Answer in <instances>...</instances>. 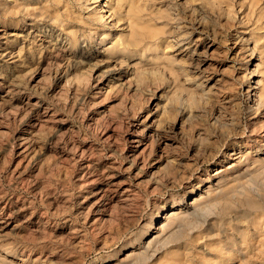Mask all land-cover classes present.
<instances>
[{
    "label": "rangeland",
    "instance_id": "1",
    "mask_svg": "<svg viewBox=\"0 0 264 264\" xmlns=\"http://www.w3.org/2000/svg\"><path fill=\"white\" fill-rule=\"evenodd\" d=\"M2 50L0 264H264V0H0Z\"/></svg>",
    "mask_w": 264,
    "mask_h": 264
},
{
    "label": "bare ground",
    "instance_id": "2",
    "mask_svg": "<svg viewBox=\"0 0 264 264\" xmlns=\"http://www.w3.org/2000/svg\"><path fill=\"white\" fill-rule=\"evenodd\" d=\"M110 1V0H109ZM130 11H128V13H129ZM133 13V12H132ZM130 14V13H129ZM128 14V15H129ZM134 15V16H133ZM133 15L131 16V14L129 15L130 17H128V20H129V23H128V25H129V28H131V34H133L131 37H133L134 35H137L138 33H142L143 31H145V30H142V29H147L146 28V26L148 25V24H146L145 25V27H144V20H143V24H142V21L140 22V20H141V18H139L138 17V14L135 12V13H133ZM111 17V15L108 17V18H110ZM101 18H104V15L101 17ZM129 18H131V19H129ZM139 18V19H138ZM148 28H149V25H148ZM138 31H140V32H138ZM140 35V34H139ZM135 37V36H134ZM1 57H3V59L4 60H6V61H11L12 59H13V57L11 56V54L6 50V51H4V50H2L1 51V55H0ZM91 71V69H89V72ZM86 76H84V78H85ZM73 81L71 80V82L70 83H72ZM258 85V84H257ZM256 87H253L252 88V90L250 91V93H253L254 91V93L252 94V96H255V97H260L262 94H264V90H263V92H256ZM249 93V94H250ZM7 115L8 116H10V115H14V113H13V111L12 110H9V111H7ZM262 118H264V117H262ZM264 121V120H263ZM3 126V124L1 125V127ZM41 128L42 127H40V129H38L37 131H39V130H41ZM256 129V130H255ZM257 127L256 128H254V127H251V128H249L248 130H246L245 132H244V134L246 135L247 134V136H249V137H251V138H253L256 134H258V131H259V129H258V131H257ZM261 132L263 133L262 135H264V126H261ZM259 134H261V133H259ZM253 136V137H252ZM258 136V135H257ZM256 136V137H257ZM260 136V135H259ZM244 135H242V136H239V137H237V138H239V140H237L236 141V143L234 144V146H236V147H231V149H229L228 151H232V153L230 154L231 156H235L236 155V153H235V151L237 150V146H238V148H243L242 146H244L243 145V142H244ZM263 137V136H262ZM256 139H258V137L256 138ZM260 140V139H259ZM262 140V139H261ZM260 140V141H261ZM264 140V139H263ZM132 142H133V145H139L138 143H139V140L138 139H136V138H133L132 139ZM18 145L20 146V153L22 154V156H23V158H24V162L25 163H27V162H29L30 161V159L32 158V156H33V152H31L29 149H30V142H29V140H28V138L27 137H25V136H19L18 137ZM246 146H248L247 144H246ZM245 146V147H246ZM244 149V148H243ZM71 150L72 151H75V148L74 147H72L71 148ZM78 151H76V153H77ZM78 153H81L80 151L78 152ZM228 154V155H229ZM78 155V154H77ZM236 159V158H235ZM27 161V162H26ZM216 166V165H215ZM233 166V165H232ZM16 168H20V169H22V165H21V167H20V165H19V163L16 165ZM45 168H46V170H45ZM45 168H44V170H45V172L46 173H49L50 171H51V169H52V165H49V164H47V166H45ZM232 168V167H231ZM214 172L215 173H213V176H215V175H218L219 173H223V170L221 169V168H217V169H214ZM104 181H105V183H106V186L108 187L107 189H109L110 191H111V193L113 194V195H115V196H117V197H121L120 199L121 200H125V199H128V198H130L132 195H134L135 193L133 192V190L131 189L132 187H130V185H127L126 183H125V181L124 182H119V181H117V177L116 176H114V175H111V172L110 173H108V174H106V176L104 177ZM90 182V181H89ZM95 182V184H97V181H93V183ZM199 183V182H198ZM91 185V184H90ZM103 191H104V189H102V186L100 187V186H98V184L97 185H95V186H89V194H91L92 196H97V194H102L103 193ZM109 191V192H110ZM3 197V195H2V192H0V199ZM196 200H199L198 198H196L195 199V201ZM13 202V201H12ZM12 202H10V203H12ZM14 202H16V200L14 201ZM5 206V205H4ZM5 208V207H4ZM4 208L2 207V208H0V232H5L7 229H9V227L11 226V223L9 222V217L7 216L6 217V213H5V210H4ZM7 208V207H6ZM173 213V212H172ZM171 216V215H170ZM162 218V220H164L165 221V219L167 218V216H162L161 217ZM168 218H169V216H168ZM167 218V219H168ZM166 219V220H167ZM26 223H28V224H32L30 221H28V219L25 221ZM45 222H46V220L45 219H43V218H40L39 220H37L36 222H35V225H37V227H42V226H44L45 225ZM27 224V225H28ZM160 228V227H159ZM158 228V229H159ZM222 257V256H221ZM224 257V256H223ZM230 257H228V258H224V259H228V260H234V259H229ZM227 260V262H229ZM221 261V260H220ZM214 263H216V262H214ZM225 264H226V262H224ZM218 264H223V263H221V262H219Z\"/></svg>",
    "mask_w": 264,
    "mask_h": 264
}]
</instances>
